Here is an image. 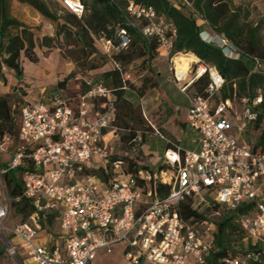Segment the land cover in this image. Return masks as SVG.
<instances>
[{
  "label": "built area",
  "instance_id": "1",
  "mask_svg": "<svg viewBox=\"0 0 264 264\" xmlns=\"http://www.w3.org/2000/svg\"><path fill=\"white\" fill-rule=\"evenodd\" d=\"M59 1L78 17L85 10L82 0ZM171 1L177 8L193 9L192 0ZM127 11L129 25L136 27L135 20H145L140 34L157 40V53L163 49L173 81L188 97L191 148L182 147L150 124L148 135L166 143L160 168L128 172L123 159H109L107 136L115 130V109L111 90L102 82L86 81L87 89L75 97L57 89L47 98L42 96L44 101L27 102L21 108L15 136H0L1 150H15L10 165H0V235L19 239L17 246L5 240L12 258L21 256L27 264H91L99 250L110 253L113 244L123 243L122 255L131 264H205L214 245L216 220L184 218L180 203L185 199L201 213L200 207L210 203L233 210L251 204L235 220L245 241L264 244V116L260 119L245 98L240 105L235 98L213 103L210 95L223 84L216 68L198 60L178 75L173 58L180 52H172L175 26L154 8L132 0H128ZM201 33L226 55L233 52L221 35ZM101 42L104 53L110 55L126 48L129 39L121 29L117 42L104 38ZM111 63L120 68L114 59ZM204 72L209 77L208 95L189 91ZM121 75L125 89L129 74L122 71ZM260 101L258 94L253 104ZM233 131L246 137L239 141ZM142 140L136 134L125 154L137 151ZM24 158L30 160L32 170L21 175L22 194L32 201L34 210L26 220L6 227L12 199L6 193L4 174L18 168ZM109 161L116 175L107 180L88 172L99 167L107 171ZM157 184L168 185L167 194L156 195ZM50 212L57 214L59 231L47 233L46 243H35L36 232ZM222 260L225 264H258L261 258L247 250Z\"/></svg>",
  "mask_w": 264,
  "mask_h": 264
},
{
  "label": "trees",
  "instance_id": "2",
  "mask_svg": "<svg viewBox=\"0 0 264 264\" xmlns=\"http://www.w3.org/2000/svg\"><path fill=\"white\" fill-rule=\"evenodd\" d=\"M11 1L0 0V63L11 69L14 72V77L19 81L23 76L21 53L32 61L37 60V55L34 51V33L30 26L11 16ZM18 1L32 6L43 17L55 22L58 28L56 37L65 32L67 39L71 38V42L68 43V46L71 47L68 49V53L63 56L83 69L91 70L101 66L91 57L98 53L95 44L98 38L117 42L119 31L121 29L125 31L129 39L127 47L120 52L110 55L104 53L100 56L102 59L107 58L109 62L111 59L117 62L120 59V68L112 66L101 76L111 90V99L115 109L113 123L115 124L116 120L120 119V110L125 111V118L134 120L133 105L136 103H132L128 100L130 98L125 95V90L129 88L128 81L127 87L122 88L123 68L121 63L128 62L138 55L135 54L134 47H139L141 52L139 55L150 52L157 54L159 44L155 38L146 39L140 34L139 28L144 24V19L135 20L136 27L128 24L127 19L131 18L127 11L128 0H82L85 10L80 17L61 7L66 12L63 23L58 21L56 13L44 0ZM132 1L145 7L154 8L156 14L162 16L165 22L175 26L176 35L172 43V52L193 55L197 61L214 66L220 73L223 84L210 95V100L213 103L235 98L240 105L241 99L245 98L247 105H250L260 119L264 116V48L259 43L258 28L252 27L240 19V14L231 8V0H192V10L177 8L171 0ZM203 26L229 41L234 48L233 52L226 55L221 46L212 41H206L201 33L206 30L201 29ZM9 29L16 31L10 33ZM54 40L55 37L44 35L40 44L51 47ZM75 73V71L70 72L65 79L58 82V85H63ZM1 80H5L2 69H0ZM208 83V74L204 72L191 83L190 89L196 94L207 96ZM84 90H80V92ZM258 94L261 95V101L253 104V100ZM120 127L129 130L127 141L131 143V140L136 136L135 129H131L129 123H124ZM14 131L15 124L12 121L8 99L0 96V136L5 133L12 136ZM148 132L149 129L143 131L142 139L145 140ZM116 159L117 157H113L110 161ZM110 161L106 166L107 171L104 167H99L88 169V172L100 176L102 180H107L108 177L113 176L109 171V167H112ZM128 168L126 170L128 172H136L138 169L153 170L146 164L137 165L132 161H129ZM14 170H16L15 174L10 171L4 174L6 193L12 199L11 204L14 206L15 213L23 215V220H26L33 212L34 207L32 201L22 194L21 175L24 171L32 170V164L30 160L24 158L21 165ZM168 191V185L157 184L155 187L158 196H164ZM17 196L19 199H14ZM212 205L215 210L220 209L221 212L216 220L214 245L205 264H225L222 260L225 256L243 254L247 250L257 252L261 258L258 264H264V244L251 245L250 242L245 241V233L235 220L247 211L251 204L240 206L234 210L220 207L217 203ZM180 212L186 219L205 216L204 213L194 210L188 199L180 203ZM56 221L57 214L53 212L48 213L42 220L43 224L47 226H52Z\"/></svg>",
  "mask_w": 264,
  "mask_h": 264
},
{
  "label": "rangeland",
  "instance_id": "3",
  "mask_svg": "<svg viewBox=\"0 0 264 264\" xmlns=\"http://www.w3.org/2000/svg\"><path fill=\"white\" fill-rule=\"evenodd\" d=\"M44 1H46L50 8L56 13L58 21L63 23L66 12L62 10L58 1ZM231 8L240 14V19L246 24L258 28V36L260 39L259 43L264 48V0H231ZM14 12L18 15H22L25 19L30 21L27 25L31 27L34 33V51L37 55V60H29L23 53H21L20 60L23 66V76L19 81L14 77V72L8 67L5 66V70H2L5 76V81L1 80L2 84L0 85V96L6 97L10 105L12 121L15 124V131L12 136H15L18 129L21 108L27 102L44 101L42 96L47 98L57 89H60L64 96H75L79 90H84L88 87L86 81H90L91 83L102 82L104 85L109 87L103 81L101 75L104 71H107L112 67V64L107 58L102 59L100 57L101 55H104V52L102 42L99 38L95 41L98 53L96 55L93 54L91 57H93V59H95L94 61L98 62L101 66L91 70L83 69L76 66L69 58L63 56L68 53V49L71 47L68 46V43L71 42V38L67 39V34L65 32H62L56 37V31L58 28L56 27L55 22L43 17L30 5H28L27 9H16L11 7L10 14L13 17H15ZM201 29H206L211 33H215L205 26ZM9 31L10 33H15L16 30L9 29ZM44 35L55 37L54 43L51 47L42 46L40 44ZM133 49L135 54L138 55L133 57L130 61L125 63L122 62L121 64L123 71H126L129 74V88L128 90H125V95L130 99H135L136 105H133L135 109V119L129 120L124 116L125 111H119L120 119L116 120L114 124L115 130L107 136V149L110 153V160L113 157H117V159L121 158L125 161V170L129 169V161H132L137 165L146 164L155 170V167H157L158 164L153 166L150 162V157L152 154L153 156H156L162 153L164 141L156 136H146L145 140L143 139L142 142H144L145 149L152 154L144 152L141 146L137 151L125 154V151H128L129 149V141H127L129 130L120 126L124 123H129L131 129H135L136 134H143L144 130L151 128V121H153V123L155 122L156 127L162 129L158 124H163L170 114H173V117L178 114V116L173 118V122L180 127L182 125L181 117L184 115L187 105H143L145 101L139 100L138 96H142L147 91H150L151 94L158 90L166 96H170L171 93H174L177 98L180 99L181 97L177 93L178 90L174 82L171 81V74L168 71L167 60H160L156 57L157 54L155 52L139 55L141 53L139 47H134ZM178 54V56H174L173 60L177 57V68L181 71H185V68L189 67L188 65L190 62L195 61V58L193 55L184 52H180ZM118 63L120 65V59H118ZM2 66L4 65L0 63V69H2ZM177 68L176 73L178 70ZM156 69H159L161 72L160 75L155 74ZM72 71L76 72L74 76L67 79L63 85H58V82L65 79V77H67ZM155 85L156 90L152 91L150 88ZM131 90H133L134 93H132ZM166 127L171 129L176 136L182 138V145L189 147L188 139L190 137V132L187 129L180 131L179 129L172 127V125L168 124V122ZM231 134L239 141L240 137H246L245 133L235 134V131H233ZM14 153V147H10L7 150L0 149V165L4 168L8 167L14 157ZM109 171L113 176L116 175V172H113L112 167H109ZM10 173L15 174L16 170H10ZM200 209L207 218H211L213 220H217V217H219L218 213L215 212H221L220 209L215 210L212 203H210L209 207L201 206ZM23 219V215L15 213L14 206L11 204L10 213L4 222V225L6 227H14L17 222L22 221ZM50 229L57 234V223L55 222L52 226H50ZM5 240L11 241L16 246L19 243V239L16 237L14 238L6 234L0 235V264H17L14 258L8 255ZM46 241V230L44 228L37 230L34 242L46 243ZM123 247V243H116L111 246L112 251L110 253H105V251L99 250L96 257L91 261V264H120L118 262V255L123 250ZM100 255L101 257H98ZM19 260L21 264H27L26 258H22L20 256Z\"/></svg>",
  "mask_w": 264,
  "mask_h": 264
},
{
  "label": "crops",
  "instance_id": "4",
  "mask_svg": "<svg viewBox=\"0 0 264 264\" xmlns=\"http://www.w3.org/2000/svg\"><path fill=\"white\" fill-rule=\"evenodd\" d=\"M59 5H60V1L57 0ZM61 6V5H60ZM11 7L12 8H16V9H27L28 8V4L26 3H23V2H19L18 0H12L11 1ZM15 13V12H14ZM15 18H17L19 21L21 22H24L25 24H29L30 21H28L27 19H25L22 15H18L17 13L14 14ZM99 40L101 41V38H99ZM104 52V51H103ZM164 54V51L163 49H158V53H157V56L160 60H164L165 57L163 56ZM166 60V59H165ZM195 62V61H193ZM111 63V61H110ZM192 62H190V64L188 65L190 67ZM112 64V63H111ZM113 66V65H112ZM187 67V69L189 68ZM169 71V70H168ZM186 72V69L185 71ZM155 74L156 75H160L161 72L159 71V69H156L155 70ZM171 74V72H170ZM188 79L191 77L190 74H188ZM5 81V80H4ZM171 81H173V78H172V74H171ZM174 82V81H173ZM1 81H0V85H1ZM175 84V82H174ZM157 85V84H156ZM156 85L153 86L152 88H150L152 91L153 90H156ZM176 86V84H175ZM177 88V86H176ZM177 93L179 94V96L181 97L180 99L176 97V94L174 93H171L170 96H166L164 95L162 92L156 90L155 93H151L150 94V91H147L145 94H143L142 96H138L139 100H142V101H145L143 105H187L186 106V109H185V112H184V115L181 117L182 119V125L179 127L177 126L174 122H173V118H175V116H178V114H176L174 117H173V114H170L168 117H167V120L163 123V124H158L162 129L161 132L164 133L166 136H168L170 139L172 140H175V141H179L180 145L184 148H191V143H190V139L191 137L193 136V132L189 129V127L187 126L186 124V110H187V107L189 106V100H188V97L185 93L181 92L178 88H177ZM189 91H191V89H189ZM80 92V90L77 92V94ZM132 93H134L133 90H131ZM77 94L75 96H77ZM75 96H70V97H75ZM135 96V95H134ZM137 96V95H136ZM149 96V97H148ZM145 97V98H144ZM148 97V99H147ZM130 101H132V103H135V99H128ZM141 105V104H139ZM177 108V107H175ZM178 110V109H177ZM150 120V119H149ZM151 121V120H150ZM171 124L172 127L174 128H177L179 129L180 131H184L185 129H187L189 132H190V137H189V141H188V145L189 147H185L184 145H182V138L179 137V136H176V134L169 128L166 127V124ZM151 124L155 125V122L153 123V121H151ZM148 136H151V135H148ZM161 139V138H160ZM163 140V139H162ZM164 141V140H163ZM141 147L143 148L144 152L146 153H149V154H152L151 152H148L146 149H145V146H144V143H142ZM166 148V143L164 141V148H163V151L164 149ZM163 151L160 155H156V156H152L150 157V162L153 166H155L156 164H158L159 166L161 165V162H162V158H163ZM157 166V167H159ZM157 167H155V170L158 169ZM58 221V220H57ZM56 221L57 223V228H58V231H59V227H58V222ZM45 230H46V234L51 232L52 230L50 229V226H47L46 224L43 225V227ZM54 233V232H53ZM56 234V233H55ZM98 257H101L98 256ZM118 262L120 264H131L129 261H127L123 255H122V251L119 253L118 255ZM117 263V262H116Z\"/></svg>",
  "mask_w": 264,
  "mask_h": 264
},
{
  "label": "bare ground",
  "instance_id": "5",
  "mask_svg": "<svg viewBox=\"0 0 264 264\" xmlns=\"http://www.w3.org/2000/svg\"><path fill=\"white\" fill-rule=\"evenodd\" d=\"M177 54H178V53H177ZM177 54H176L175 56L183 55V54H178V55H177ZM193 57L195 58V62H197V58H196L195 56H193ZM176 59H177V57L174 59L175 70H176V68H177V66H176V65H177V61H176ZM177 69H178V68H177ZM185 69H186V71H187V68H185ZM184 73H185V72H184V71H181L180 69L177 70V74H178V75H182V74H184ZM200 75H201V74H200Z\"/></svg>",
  "mask_w": 264,
  "mask_h": 264
},
{
  "label": "water",
  "instance_id": "6",
  "mask_svg": "<svg viewBox=\"0 0 264 264\" xmlns=\"http://www.w3.org/2000/svg\"><path fill=\"white\" fill-rule=\"evenodd\" d=\"M14 260H15V262H16L17 264H21V262H20V260H19L18 257H14Z\"/></svg>",
  "mask_w": 264,
  "mask_h": 264
},
{
  "label": "clouds",
  "instance_id": "7",
  "mask_svg": "<svg viewBox=\"0 0 264 264\" xmlns=\"http://www.w3.org/2000/svg\"><path fill=\"white\" fill-rule=\"evenodd\" d=\"M202 36H203V38H204V34L202 33ZM206 40V39H205Z\"/></svg>",
  "mask_w": 264,
  "mask_h": 264
}]
</instances>
